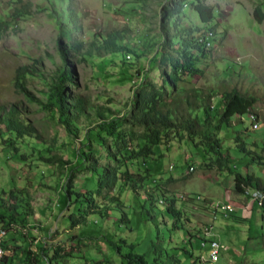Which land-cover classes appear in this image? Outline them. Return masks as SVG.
<instances>
[{"label": "rangeland", "instance_id": "374dc122", "mask_svg": "<svg viewBox=\"0 0 264 264\" xmlns=\"http://www.w3.org/2000/svg\"><path fill=\"white\" fill-rule=\"evenodd\" d=\"M22 1L18 7L29 3L30 13L18 19L16 24L0 30V105H20L38 129L44 145L49 147L46 157L56 156L74 163L75 152L87 150L85 145L80 144V139L83 140L82 136L94 121L80 117L78 136L70 137L55 119L39 107L36 100H45L44 93L62 64L57 49L59 30L52 17L38 8L47 6L46 0ZM261 1L264 10V0ZM205 3L213 7L214 23L218 25L204 57L200 56L196 64L199 72L181 76L178 82L180 96L190 95L194 88L202 89L204 93L212 90L214 97L211 104L214 109L219 107L220 94L233 88L256 98V128L252 126L248 114H243L241 118L234 116L232 125L221 134L231 164L237 170L246 168V172L259 176L264 183V164L246 165L247 159L233 141L239 131L247 148L259 150L264 146V18L262 22H257L252 10L255 3L251 0H206ZM160 6V0H74L78 26L71 35L72 40L80 42L81 46L78 50L72 49L68 56L75 79L73 84H66L67 90L85 101L92 117H95L96 107H110L119 128L124 132L133 130L135 136L143 128L131 127L123 119L133 91L139 82L144 81V77L156 86L162 83L160 69L157 68L159 57L152 60L161 42L158 28ZM9 12L7 0H0V19H8ZM181 22L191 27L200 23L189 5ZM69 27L74 25L71 23ZM111 31L121 32L124 42L136 53V56L130 54L131 58L124 65L122 54L111 55L101 51L94 56L87 55L96 34ZM22 65L29 67L25 91L14 86L16 68ZM137 69L141 77L130 79ZM168 91L171 96V89ZM240 119L242 122H239ZM107 140L110 142L109 138ZM253 143L260 148L251 147ZM202 148L201 144L199 148H193L185 140L175 139L167 149L160 146L156 159H139L137 163L120 167L121 171L127 168L134 176L144 174L146 167H151V178L157 180L167 196L176 195V207L183 213L178 220L157 202L152 212L155 218L150 219L141 208L143 198L117 184L108 192L111 195L120 194L127 205L131 219V229H128L118 222L119 213L115 210L100 224L90 222L87 226H69L67 217L60 215L68 204L62 185L69 165L66 164L62 170L57 163L42 160L36 152L22 158L11 149L0 146V192L10 189L23 191L32 213L25 225L15 224L20 233L11 232L9 237L12 235L19 243L24 239L34 248L44 242L48 248L53 246L50 249L60 246L65 251L72 250L75 257L69 258L65 264H119L121 257L108 245L107 239L115 242L125 239L128 244H133L134 252L151 260V242L159 237L169 252L176 253L184 264H188L191 259L186 250L192 253L193 258L202 255L207 259L209 247L202 246L198 238L189 237L187 231L196 233L210 225L207 228L211 229L220 244L219 256L216 262L203 261L201 264H264V221L261 220V209L254 201L264 193L251 188H247L244 195L234 193V174L225 167L220 169L212 164ZM93 149L97 157L105 153L94 142ZM29 150L25 152L29 153ZM106 161L103 156L99 159V163ZM78 168L80 170L74 174L75 185L84 182V187L93 188L95 181L91 180V173L81 170V166ZM153 180L146 183L149 192L157 185L151 183ZM140 192L142 195V190ZM105 197L107 200L109 196ZM12 204L14 201L5 196L3 206L11 207ZM222 204L231 205L233 211L221 214L218 206ZM65 212H75L74 205H70ZM126 251L129 248L123 245L122 252ZM50 253L52 251L49 250Z\"/></svg>", "mask_w": 264, "mask_h": 264}, {"label": "trees", "instance_id": "16d2710c", "mask_svg": "<svg viewBox=\"0 0 264 264\" xmlns=\"http://www.w3.org/2000/svg\"><path fill=\"white\" fill-rule=\"evenodd\" d=\"M46 1L47 6L38 8L46 11L58 27L57 49L62 64L44 93L45 100L37 99L36 101L39 103V107L55 119L70 137L78 136L80 117L84 116L88 120H93L94 124L82 136L83 140L88 142L85 143L80 139V144L85 145L87 150L80 149L79 153L75 152L76 155L74 154L73 157L76 158V161L74 163L56 156L46 157L45 153L49 151V147L44 145L38 129L17 103L7 106L0 105V146L2 149H11L22 158L36 152L42 160L47 163H57L62 170L66 164L69 165L66 167V177L62 185L68 204L66 203L60 213L62 217H67L69 226H87L90 222L100 224L109 218L111 212L115 210L119 213L118 222L131 229L127 205L121 200L120 194L111 195L112 193L108 192L112 188L115 189L117 184L143 198L141 208L150 219L155 218L152 212L159 202L164 205L166 212L180 220L183 213L176 207L178 198L174 194L167 196L158 185L157 180L151 178V167L147 166L144 174L139 173L136 176L131 174L127 168L124 171L120 170L121 166L127 167V164L137 163L139 159L144 161L151 158L156 159L155 155L160 146H165L167 149L175 139L185 140L193 148H199V144H201L204 153L212 160V164L218 165L220 169L225 167L230 173H233L234 193L244 195L247 188L264 193V183L259 176L246 172V168L237 170L235 165L231 164L229 154L223 147L224 137L221 134L226 127L232 125L231 119L234 116L241 118L243 114H248L252 126L256 128L254 119L258 116L254 110L256 98L253 95L241 94L233 88L220 94L219 107L214 109L211 104V99L214 97L212 90L204 93L202 89L194 88L190 95L180 96L181 89L178 88V82L184 75L191 76L199 72L196 64L199 62L200 56L204 57L218 25L217 22L214 23L213 7L206 4V0H160L158 28L161 42L152 60L159 57L157 68L160 69L162 83L156 86L144 77V81L139 82L133 91L129 107L123 114L126 124L131 127L143 128L137 136L134 135L133 130L124 132L119 128L113 118L115 113L110 107H96L95 117H92L86 109L85 101L67 90L66 84H73L75 79V71L69 63L68 56L72 49L78 50L81 46L80 42L72 40L73 36L71 35L72 30H77V12L74 0ZM20 3L23 1L7 0L11 12L8 14V19H0V30L16 24L18 19H22L30 13V4L24 3L18 7ZM58 4L60 6H57ZM187 5L197 14L199 25L191 27L183 25L181 22L186 14ZM254 14L257 22H262L264 18L262 3L255 6ZM71 23L74 25L73 28L69 27ZM124 40L125 38L119 31L98 33L96 40L90 44L91 47L87 50V55L94 56L101 51L111 55L122 54V65H124L129 61L127 59L131 58L130 54L136 56L134 50ZM168 67L169 70H167ZM28 68L27 65L16 68L14 86L17 90H26ZM131 77L135 79L141 77L139 69L130 75V79ZM167 88L171 89V96ZM239 122L242 120L240 119ZM185 136L186 138H184ZM108 138L110 142L107 140ZM233 141L235 147L247 159L246 165L264 164V146L260 148L253 143L251 147L260 149L247 148V143L239 135V131L236 132ZM93 142L102 147L105 153L99 157L95 156ZM28 148L30 149L29 153L25 152ZM78 154L80 155L78 156ZM101 156L106 158V163H99ZM80 166L81 170L85 169L91 173V180L95 181L93 188L84 187V182L78 186L75 185L74 174L75 171L80 170L78 168ZM150 179L153 180L151 183L157 185L149 192L146 183ZM140 190H142V195ZM5 196L14 201L11 207L3 206ZM105 196H109L107 200ZM254 199L261 209V220L264 221V203H258V199ZM70 205H74L75 212L66 213L65 209L68 211ZM29 207V201L23 191L1 190L0 227L6 230V236L2 242L4 254L0 264H65L69 258L75 257L72 250L65 251L60 246L50 249L53 246L48 248L44 242H41L39 245H35L38 248L36 251V248L26 243L24 239L19 243L17 238L11 237L12 235L9 237L11 232L20 233L15 224L25 225L26 219H30L32 213ZM220 213L226 215L228 212ZM209 226H206V229H209L207 228ZM206 229L198 230L196 233H192L190 230L187 232L189 237L198 238L201 245L208 246L210 251V243L218 242V240L211 233V229H209L211 235L206 236ZM106 242L121 257L119 264H184L176 253L169 252L161 244L159 237L156 238V241L151 242V260H148L143 254L134 252L133 244H128L125 239H119L120 244L111 239H107ZM123 245L128 247L129 251L123 253ZM48 249L52 253L49 254ZM185 252L191 259L188 264H201L203 261L212 262L209 254L208 258L204 259L202 255L193 258L192 253L187 250Z\"/></svg>", "mask_w": 264, "mask_h": 264}, {"label": "built area", "instance_id": "2783aa9c", "mask_svg": "<svg viewBox=\"0 0 264 264\" xmlns=\"http://www.w3.org/2000/svg\"><path fill=\"white\" fill-rule=\"evenodd\" d=\"M258 203H264V196H257ZM220 210H222L223 213L231 212L233 210L232 206L229 204H222L218 206ZM206 236H210V230L206 229L205 231ZM6 236V230L4 228L0 227V260L4 254V248H3V238ZM219 256V244L217 241H212L210 243V251H209V258L212 262L216 261Z\"/></svg>", "mask_w": 264, "mask_h": 264}, {"label": "crops", "instance_id": "0c3cea01", "mask_svg": "<svg viewBox=\"0 0 264 264\" xmlns=\"http://www.w3.org/2000/svg\"><path fill=\"white\" fill-rule=\"evenodd\" d=\"M253 3H255V4H253V8H252V10L254 11V8H255V6L257 5V3H262V5H263V2L261 1V0H251ZM262 8H263V6H262ZM264 11V10H263Z\"/></svg>", "mask_w": 264, "mask_h": 264}, {"label": "bare ground", "instance_id": "6f19581e", "mask_svg": "<svg viewBox=\"0 0 264 264\" xmlns=\"http://www.w3.org/2000/svg\"><path fill=\"white\" fill-rule=\"evenodd\" d=\"M257 125V124H256ZM190 169H193L192 167Z\"/></svg>", "mask_w": 264, "mask_h": 264}]
</instances>
